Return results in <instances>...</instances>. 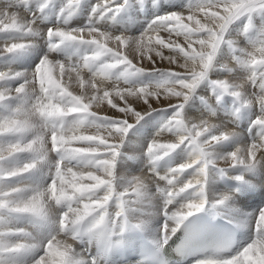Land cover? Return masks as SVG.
I'll return each mask as SVG.
<instances>
[{"label": "snow or ice", "instance_id": "obj_1", "mask_svg": "<svg viewBox=\"0 0 264 264\" xmlns=\"http://www.w3.org/2000/svg\"><path fill=\"white\" fill-rule=\"evenodd\" d=\"M146 3L62 0L53 12L55 0H0V264L27 256L28 264H115L153 201L163 217L153 259L168 264L162 250L189 218L237 200L248 206L249 190L264 189V0H187L139 35L111 27ZM81 5L87 20L70 26ZM224 45L230 55L221 56ZM61 50L78 55H52ZM29 51L35 66L13 68ZM197 95L203 107L190 114ZM154 111L170 115L132 175L134 165L118 164L137 157L122 150ZM164 133L171 142L160 141ZM174 155L179 162L160 167ZM44 166L42 186L7 184ZM217 177L235 187L214 188ZM25 219L49 225L47 236L38 241ZM249 222L242 248L193 264H264V206Z\"/></svg>", "mask_w": 264, "mask_h": 264}, {"label": "bare ground", "instance_id": "obj_2", "mask_svg": "<svg viewBox=\"0 0 264 264\" xmlns=\"http://www.w3.org/2000/svg\"><path fill=\"white\" fill-rule=\"evenodd\" d=\"M148 1L149 0H147V2ZM89 2L90 0H84V5L88 4ZM91 2H95V0H91ZM160 2L165 3V4L169 3V5H165V4L163 5L160 3L161 6L153 7L152 2L150 0V7L148 8L146 7V9H144L145 11L144 14H142L141 11H138V10L122 13L121 16L117 18V21L111 24V27L116 28L120 31L126 30L130 35H139L140 32L143 31L144 27H147V25L149 24L151 19L154 18V16L163 15L170 8L172 10H177L180 6H183L184 4H186L187 0H160ZM61 3H62V0H55V7L52 9V11L54 12L55 10H57ZM84 5H81V12L77 14L75 17H73L70 26H73V27L79 26L81 23L87 20V11H90V9L86 11ZM231 38L235 39V34H233ZM56 53L58 54L53 53L52 55L55 58L60 59V60H64L68 55H72V58L75 59L76 55H78V52H75V50H69L68 52H65L62 50L61 52L58 51ZM40 54H43V53H40ZM165 54H167V52H165ZM227 55H230V52L228 50V46L224 45V47L221 50V56H227ZM37 62H38V54L34 51H29L28 53H25L12 66L13 68H16L17 70L21 68H26L30 71L35 66L34 63H37ZM166 63L167 62L165 61L164 64L166 65ZM0 67H3V60H0ZM147 77L149 78L152 76L146 75L145 77H143V79L147 80ZM201 86L203 88L202 91L208 88L207 84H202ZM73 90L77 92L79 91L76 85H73ZM198 91L200 93V88L198 89ZM197 100H198L197 102H194V103L191 102L193 107L190 109V114L195 113L198 107L199 108L203 107L199 97L197 98ZM102 107L106 108V102L103 105L95 106V108H102ZM100 114H104V113L101 112ZM169 115H170V111L169 112H165V111L151 112L150 114L145 115L144 119L141 120L139 124L135 125V127L130 130L128 134V139L125 143V147L122 151L127 153L128 155L136 156L137 159L135 160L122 159L119 162L118 167L121 164L123 165L131 164V165H134V168L139 172L141 169H144L146 167L147 158L143 157L142 155L143 149L144 147H146L147 142L155 136L154 129L156 128L157 121L161 120L162 122L161 125H162L164 121L168 119ZM148 122L153 124V126L150 128V131L145 126ZM243 126L244 125L241 124V127ZM160 141L161 142H171V137L169 136V134L164 133L161 135ZM29 158L30 157L28 155H24V156H21L18 160L14 161L13 163L16 165H20V164H23ZM177 162H179V158L174 155L170 160L166 159L165 161H162L160 164V167L165 168L169 166L170 164H175ZM220 164L224 165L223 162H220ZM131 170L130 172H132ZM49 178L50 177L48 175V167L44 166L29 175H26L24 177L15 178L11 181H8L7 184L14 185L15 182H18L19 184H23L29 187H37V186H42L46 184L49 181ZM255 179L256 181H259L261 177L256 176ZM212 184L214 188L220 189V190H223L225 187H235V181H231L226 185L225 179L219 178V177H217L214 181H212ZM256 188H257V191L251 189L247 193V196L250 198L248 200V206L241 204L239 200H237L231 207H227V208L219 210L220 216L230 219L231 221L237 224L238 229H239V236H240V248H242L251 238V227H250V222H249V214L255 213L259 207L264 206V189H261L258 186ZM158 207L159 206L157 202L153 201L152 205L146 208L147 224L143 231L153 239H157V237L159 236V229L163 224V217L162 215L159 214ZM205 212L209 213L212 216L218 215L217 210H212L210 208L206 209ZM25 225L29 227V230L33 232L34 237H36L38 241L41 239H44L47 236L49 232V227H50L49 225L35 224L33 222H30L27 219L21 221V226H25ZM31 258H34V257L32 256L24 257L23 264H28V261Z\"/></svg>", "mask_w": 264, "mask_h": 264}, {"label": "rangeland", "instance_id": "obj_3", "mask_svg": "<svg viewBox=\"0 0 264 264\" xmlns=\"http://www.w3.org/2000/svg\"><path fill=\"white\" fill-rule=\"evenodd\" d=\"M161 4H165V3H162V2H160ZM165 5H169V3H166ZM144 9H146V5H145V8ZM144 11V10H143ZM143 11H141V13L142 14H144L145 13V11L143 12ZM53 19H54V17H53ZM143 22H145V21H143ZM145 28V27H144ZM62 51V50H61ZM61 51H59V52H61ZM55 54H58V53H55ZM35 64V63H34ZM150 78H152V77H147V79H150ZM203 88H202V86H200V93H199V91L197 90V92L199 93V94H203ZM199 97V95L198 96H196L195 97V99L192 101V103H194V102H197L198 100H197V98ZM159 123V124H158ZM161 120H159V121H157V124H156V128L154 129V135L157 133V131H158V129L160 128V126H161ZM146 128L150 131V128L153 126V124L152 123H150V122H148L146 125ZM218 166H221V167H223V166H225V165H222V164H219ZM131 170V169H130ZM130 170H129V172H130ZM132 172H130V174H132V175H136V174H139V171H137L135 168L133 169V170H131ZM134 171V172H133ZM15 184H19L18 182H15L14 183V185ZM13 185V184H12ZM253 190H255V191H257V188H254ZM261 205V204H260ZM259 205V206H260ZM258 206V207H259Z\"/></svg>", "mask_w": 264, "mask_h": 264}]
</instances>
